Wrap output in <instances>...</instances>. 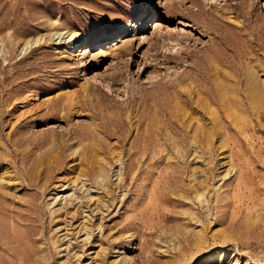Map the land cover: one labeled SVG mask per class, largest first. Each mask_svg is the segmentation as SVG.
Here are the masks:
<instances>
[{
	"label": "rangeland",
	"instance_id": "1",
	"mask_svg": "<svg viewBox=\"0 0 264 264\" xmlns=\"http://www.w3.org/2000/svg\"><path fill=\"white\" fill-rule=\"evenodd\" d=\"M0 264H264V0H0Z\"/></svg>",
	"mask_w": 264,
	"mask_h": 264
},
{
	"label": "bare ground",
	"instance_id": "2",
	"mask_svg": "<svg viewBox=\"0 0 264 264\" xmlns=\"http://www.w3.org/2000/svg\"><path fill=\"white\" fill-rule=\"evenodd\" d=\"M70 36V38L71 37H74V41L71 43L73 46H75V45H82L81 44V42H82V39H77L76 37H77V33H70L69 34ZM84 44H85V42H84ZM83 44V45H84ZM88 47V46H87ZM87 47H85V49H87ZM86 51V50H85ZM80 198V197H79ZM80 200H81V198H80ZM79 200V201H80ZM83 200V199H82ZM84 200L83 201H81L80 203L79 202H75L74 203V205H73V201H70V205H73L72 206V208L75 206V205H77L78 203V206H75V208H74V217H75V219H77V220H80L81 222H83L84 223V221H85V219L86 218H89V220L90 219H92V218H95L94 216L98 213V214H101V212H102V214H101V216H103V214L105 213V212H107L108 210H109V208H110V206H111V204L109 203L108 205H106V207L104 206V207H101L99 204H97V203H95L94 201H92V199H91V197H87L86 198V203L87 204H84ZM88 202H89V204H88ZM93 202H94V204H93ZM107 203V202H106ZM93 205V209H89V208H91V206ZM103 205V204H102ZM84 206V209L82 210V207ZM82 210V211H81ZM85 211H88L86 214H83V212L85 213ZM106 215V214H105ZM87 221H88V219H87ZM88 223V222H87ZM77 232V231H76ZM85 240L86 239H88L89 237H90V233L89 232H87L86 234H85ZM237 260V259H236Z\"/></svg>",
	"mask_w": 264,
	"mask_h": 264
}]
</instances>
